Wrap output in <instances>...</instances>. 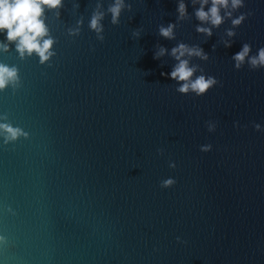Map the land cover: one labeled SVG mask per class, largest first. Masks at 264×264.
Here are the masks:
<instances>
[{
	"label": "water",
	"instance_id": "water-1",
	"mask_svg": "<svg viewBox=\"0 0 264 264\" xmlns=\"http://www.w3.org/2000/svg\"><path fill=\"white\" fill-rule=\"evenodd\" d=\"M96 2L64 0L59 19L45 10L56 42L44 64L0 33V63L20 78L0 91V123L27 133L5 142L0 132V264H264V131L253 127L264 129V69L230 59L243 43L264 47V0H244L234 15L252 14L229 48L217 41L230 21L206 40L189 0L172 40L158 26L175 23L176 0H126L118 25L99 0V42L88 28ZM178 42L200 45L209 60L191 63L221 84L177 93L161 76L175 61L153 55Z\"/></svg>",
	"mask_w": 264,
	"mask_h": 264
},
{
	"label": "clouds",
	"instance_id": "clouds-1",
	"mask_svg": "<svg viewBox=\"0 0 264 264\" xmlns=\"http://www.w3.org/2000/svg\"><path fill=\"white\" fill-rule=\"evenodd\" d=\"M176 21L168 23L166 26L161 24L158 26V35L172 40L175 39V29L179 27V22L189 18L187 4L185 0H176ZM193 11L191 17L198 23L195 25V32L203 37L210 38L213 30L218 29L226 21H230V27L224 30L223 35L217 41L225 48L231 47L233 38L237 35V29L245 19L252 13L245 12L234 15L239 9L245 6L244 0H189ZM64 7V0H0V33L5 34V40L9 43L14 42L15 50L21 58L27 54L31 56L33 53L38 56L41 64L55 55L51 51L54 38L49 34L46 25L45 10L54 11L55 16L59 19L60 9ZM74 9L79 8L78 3H73ZM101 3L96 2L95 9L91 12L88 20V28L95 33V38L99 42L104 41V25L105 12L100 11ZM131 4L126 0H110L107 5V13L110 15V23L118 25L120 23L121 13L125 10L131 11ZM84 17L80 16L76 21L75 27H69L67 33L69 36H79ZM140 29L132 32L133 38H139ZM227 37V38H225ZM217 44L212 45L215 51ZM8 43H0V50L7 51ZM171 56L175 61L169 73L161 72V76H167L176 82L175 91L181 95L194 94L199 97L205 95L213 87L220 85L221 82L212 75H206L204 69L195 63H191L192 59L200 61H208L209 55L200 45H189L184 42H178L170 51L164 47L158 46V51L153 55V59L159 60L165 53ZM230 59L234 62L235 70H240L247 65L250 71L264 69V47H260L255 54H251V45L243 43L240 50L233 54ZM197 73H199L197 75ZM20 84L18 70L15 66L0 63V91L7 87L16 89ZM222 86V85H221ZM6 116H0V119H6ZM208 132H214L216 124L212 121H206ZM256 131H264L258 123L253 124ZM0 132L4 133L5 142L15 141L20 136H27L19 127H13L8 123H0ZM211 145L206 144L200 146L201 152L211 150ZM157 154L162 155L163 150L157 149ZM170 168H175L174 162H169ZM175 184L173 178H167L160 181L162 189L170 188ZM180 242V238L177 237Z\"/></svg>",
	"mask_w": 264,
	"mask_h": 264
}]
</instances>
